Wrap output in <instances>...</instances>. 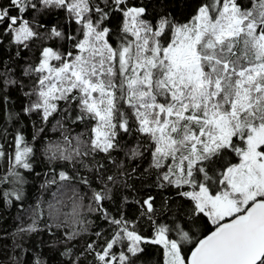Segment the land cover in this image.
<instances>
[{
  "label": "snow or ice",
  "instance_id": "6c2138e0",
  "mask_svg": "<svg viewBox=\"0 0 264 264\" xmlns=\"http://www.w3.org/2000/svg\"><path fill=\"white\" fill-rule=\"evenodd\" d=\"M37 143L0 264H264V0H0V205Z\"/></svg>",
  "mask_w": 264,
  "mask_h": 264
},
{
  "label": "trees",
  "instance_id": "16d2710c",
  "mask_svg": "<svg viewBox=\"0 0 264 264\" xmlns=\"http://www.w3.org/2000/svg\"><path fill=\"white\" fill-rule=\"evenodd\" d=\"M15 99V96H14ZM20 108V102L16 104L15 111H19ZM37 120V117L33 116L31 120L28 117H25L23 114H21L19 118V123L15 125V127H22L25 131V134L31 138L32 133L35 131V129L32 126V122ZM54 123V121H53ZM13 125L9 124V128H12ZM52 125L49 124L46 132L42 134L43 136H47L50 139H56L58 136V133L52 132ZM77 131H80V128L76 129ZM11 137H9V140ZM38 151L36 153V158L38 161H40L39 164L35 166V172L41 173L40 176H36L35 172L32 174H29L25 172V178H26V184L24 185L25 190V200L23 201L24 208H20V204L14 202L12 205L7 204L6 202L2 205H0V228H3L7 230L8 232H12L15 230V227L17 223L19 222V219L22 217L26 222L29 218V208L30 206L34 205L35 202L43 197L44 199H50L51 194L42 192L40 185L43 183L44 175L43 173L48 171V166L45 162V158L42 155L43 148L40 143H37L36 145ZM147 165L145 164V167ZM7 161H0V175H2L4 172L7 171ZM2 187H11V185H6ZM51 191H55V188H52ZM134 212V208L129 209V213L132 214ZM171 215V214H169ZM59 235V234H57ZM44 240L48 241L47 245H40L39 241ZM12 239L9 237L7 240L4 241V245L8 250V254H12ZM25 247L30 248L33 250V255H35L36 252L43 253L44 258L49 260V264H59L60 260L63 259V257H60L58 253L51 250V240L48 232H43L40 235H33L31 237H25ZM77 247H83V241H79L77 244ZM154 256L153 259H158L159 252L157 249H152ZM6 259V257H5ZM25 259H28L26 256Z\"/></svg>",
  "mask_w": 264,
  "mask_h": 264
}]
</instances>
